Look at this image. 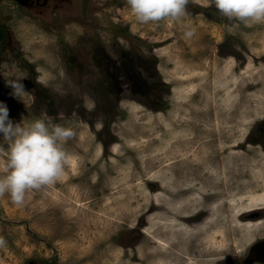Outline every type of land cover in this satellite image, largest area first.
Returning a JSON list of instances; mask_svg holds the SVG:
<instances>
[{"label":"rangeland","instance_id":"obj_1","mask_svg":"<svg viewBox=\"0 0 264 264\" xmlns=\"http://www.w3.org/2000/svg\"><path fill=\"white\" fill-rule=\"evenodd\" d=\"M0 33V264H240L264 205V0H0Z\"/></svg>","mask_w":264,"mask_h":264},{"label":"flooded vegetation","instance_id":"obj_2","mask_svg":"<svg viewBox=\"0 0 264 264\" xmlns=\"http://www.w3.org/2000/svg\"><path fill=\"white\" fill-rule=\"evenodd\" d=\"M22 4L23 6H31L34 7L40 4H49L51 0H15ZM258 207V206H257ZM261 208V212L258 215V218L255 222H241L242 226L244 224L252 225L254 227V236L250 239V244L252 249L243 252L242 260L240 264H264V236H261L264 233V205H259ZM260 238V239H259ZM235 251V250H234ZM237 252V251H236ZM234 252V253H236ZM232 251H227L225 253H221V255H212V256H201V259L207 260L208 264H226L234 254ZM239 253V251H238ZM200 260V259H199Z\"/></svg>","mask_w":264,"mask_h":264},{"label":"bare ground","instance_id":"obj_3","mask_svg":"<svg viewBox=\"0 0 264 264\" xmlns=\"http://www.w3.org/2000/svg\"><path fill=\"white\" fill-rule=\"evenodd\" d=\"M181 182H179V186H180ZM184 188H181V190H183ZM191 196V197H189ZM259 196V195H258ZM188 197V198H187ZM260 197V196H259ZM193 198V201H191ZM170 200V199H169ZM179 200V209L181 208H185V210L183 212H181L180 214L190 218L192 217V219L196 218L199 211L202 209V205L200 208H196L194 209V207L197 205V204H204V197H200L199 196V190H192V191H188L187 192V195L185 194H182L179 196L178 198ZM187 202H189L188 204H186ZM177 205V204H176ZM205 209H208V212H209V216L207 217V219L205 221L209 222V221H215L216 218L218 217V215L221 214V211H223V209H220V205L218 202L214 200L212 201H209L206 203V205L204 206ZM262 207H256L252 210V213H254V216H258L259 213L262 211V210H259L261 209ZM245 210H248L246 208H244ZM245 210H242L241 208H237L235 210V212H232L233 213V216L231 215V217H237V216H240L242 215ZM193 211V212H192ZM254 211V212H253ZM216 216V217H215ZM219 219V218H218ZM240 222V221H239ZM186 223V227H191V226H202V225H199V224H193L191 222H185ZM204 223V222H203ZM183 226V225H182Z\"/></svg>","mask_w":264,"mask_h":264},{"label":"trees","instance_id":"obj_4","mask_svg":"<svg viewBox=\"0 0 264 264\" xmlns=\"http://www.w3.org/2000/svg\"><path fill=\"white\" fill-rule=\"evenodd\" d=\"M2 38V35H1V33H0V39Z\"/></svg>","mask_w":264,"mask_h":264}]
</instances>
